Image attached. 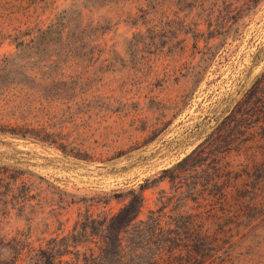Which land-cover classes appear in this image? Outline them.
I'll use <instances>...</instances> for the list:
<instances>
[{
	"label": "rangeland",
	"instance_id": "1",
	"mask_svg": "<svg viewBox=\"0 0 264 264\" xmlns=\"http://www.w3.org/2000/svg\"><path fill=\"white\" fill-rule=\"evenodd\" d=\"M0 67V264L145 180L140 216L162 198L239 230L137 264H264V166L235 177L215 140L264 69V0H0Z\"/></svg>",
	"mask_w": 264,
	"mask_h": 264
},
{
	"label": "trees",
	"instance_id": "2",
	"mask_svg": "<svg viewBox=\"0 0 264 264\" xmlns=\"http://www.w3.org/2000/svg\"><path fill=\"white\" fill-rule=\"evenodd\" d=\"M49 29L50 27L40 29L38 35ZM20 52L22 50L19 49L12 56ZM3 72H5L4 67H0V75ZM247 93L248 97L243 102L244 105L238 107L231 123L225 125L215 138V140L227 138L228 145L223 149H217L216 154H220V158H230V162L227 160L229 171L236 172L235 177L239 176L238 172L241 170L255 169V165L264 166V153L259 151V147L264 145V69L254 78ZM15 130L13 132H17L16 134L24 135L20 129ZM199 146L200 144H197L176 164L159 172L174 169ZM236 146L238 149L241 148L234 153L242 157L240 168L236 163H231L234 157L230 149ZM153 178L160 180L162 175L158 174ZM148 186L150 184L145 180L137 187L124 190L125 201L113 212L93 213L86 208L82 213L77 214V218L66 232L43 238L37 246L28 243L24 247L15 249L12 263L16 260V256L19 257L23 253L21 264H137L135 261L140 251L145 252L144 246L152 239L169 241L171 239L166 236L170 233L181 237L182 233L188 230V232L193 231L195 237L205 238L210 235L217 241L219 235H225L227 239L239 230L235 229L237 224L218 225L217 222H207L204 211L198 209L196 205L189 206L188 209L176 207L167 210L166 201H162V198H159V206L155 209L147 208L144 216H140L145 200L142 191ZM157 249L159 255L165 256L163 247ZM64 255L67 257L63 258ZM143 264L158 263L146 261Z\"/></svg>",
	"mask_w": 264,
	"mask_h": 264
}]
</instances>
